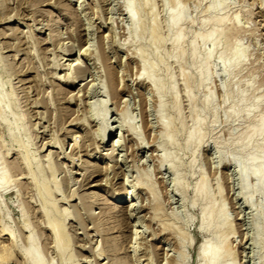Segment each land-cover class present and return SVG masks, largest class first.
<instances>
[{
	"label": "rangeland",
	"instance_id": "1",
	"mask_svg": "<svg viewBox=\"0 0 264 264\" xmlns=\"http://www.w3.org/2000/svg\"><path fill=\"white\" fill-rule=\"evenodd\" d=\"M225 1L0 0V264H264V0Z\"/></svg>",
	"mask_w": 264,
	"mask_h": 264
},
{
	"label": "bare ground",
	"instance_id": "2",
	"mask_svg": "<svg viewBox=\"0 0 264 264\" xmlns=\"http://www.w3.org/2000/svg\"><path fill=\"white\" fill-rule=\"evenodd\" d=\"M222 0H220V2H221ZM225 2L227 3V1H225V0H223V2H221V5H218V3L217 4H215L216 6L218 5V6H224V4H225ZM224 3V4H223ZM215 5H214V7H215ZM213 7V8H214ZM126 8H127V11H128V14L130 15V17L133 19V15H132V10H131V6H130V4H128V6H126ZM218 8V7H217ZM217 8H214V9H217ZM222 9V8H221ZM185 15V14H184ZM184 15H181V14H179V15H176V16H173L172 17V22H173V24L174 25H177L178 26V24L180 23V22H182V20L184 19L183 18V16ZM180 39V38H179ZM207 40L208 41H210V42H212L214 45H216L217 44V37L216 36H209L208 38H207ZM179 41H181V40H179ZM178 41V42H179ZM180 46V45H179ZM193 49H195V48H193ZM234 56H236V57H238V53L237 54H235ZM240 57V56H239ZM80 59L81 58H78L76 61H75V63H77V65L80 63ZM235 59V58H234ZM237 59V58H236ZM239 60V59H238ZM237 61V60H236ZM108 125V124H107ZM110 128L108 127V128H105V127H101V130L102 131H104L105 132V134H104V136L102 135V138H103V140H105V136H106V133L108 132V130H109ZM193 137H194V135H192L191 137H190V139H193ZM119 150H118V148L116 147V149H115V153H117ZM264 155V154H263ZM261 158H262V160H260L259 162H255L254 160H252V159H249L248 161L249 162H252V165L254 166V168L253 169H250V171L248 170V171H245L246 170V168H245V170L243 169V170H241L240 171V173H239V175L241 176V179L243 180V182H242V184L244 183V191L243 192H245L246 194L245 195H247V196H250L251 195V193H255V191H257V190H264V157L263 156H261ZM257 159V158H256ZM260 159V158H259ZM258 160V159H257ZM174 164V163H173ZM167 165V164H166ZM249 168V167H248ZM252 168V167H251ZM93 172V171H92ZM90 173L91 174V177H92V175L94 174V173ZM239 172V171H238ZM5 175V174H4ZM249 176H251V177H253L254 178V180H255V182H256V188L254 189V191H249V190H247L246 191V189L248 188V187H246L247 186V184L248 183H246L248 180L247 179H249L250 177ZM249 177V178H248ZM6 178L7 177H0V186L2 185V182L3 181H5L6 180ZM6 182H7V180H6ZM5 183V182H4ZM181 190V189H180ZM244 194V193H243ZM260 195V194H259ZM247 200H249V199H247ZM250 201V200H249ZM247 202V201H246ZM126 204H131L130 206H131V208L132 209H134L133 207H135V201H134V198H133V195H129L127 198H126ZM131 212V216H133V210H130ZM54 225V224H53ZM207 227V226H206ZM54 228V227H53ZM56 228V227H55ZM54 230V229H53ZM57 230V229H56ZM260 233V232H259ZM56 235H57V232H56ZM259 235V234H258ZM58 236V235H57ZM60 245V244H59ZM222 245V244H221ZM210 247V246H209ZM211 248H212V246H211ZM211 248H207V246H203L202 248H201V251H200V254H199V258H200V262H199V264H219L218 263V261H219V258H218V256H216V255H214V253H213V251L215 250H213V249H211ZM214 248V247H213ZM216 248V247H215ZM220 249H221V247H220ZM220 249H218L217 251H219ZM221 250H220V253H218V254H220L221 255ZM33 254V253H32ZM217 254V255H218ZM33 256V258L34 259H36V256L33 254L32 255ZM221 259V258H220ZM36 261H37V259H36ZM37 262H39V261H37Z\"/></svg>",
	"mask_w": 264,
	"mask_h": 264
}]
</instances>
